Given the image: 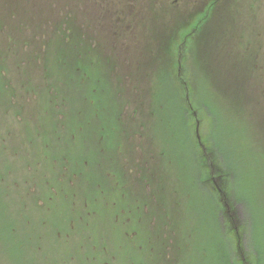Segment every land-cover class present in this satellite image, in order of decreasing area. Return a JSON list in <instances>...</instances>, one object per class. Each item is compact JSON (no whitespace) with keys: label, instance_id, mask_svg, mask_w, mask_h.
I'll return each mask as SVG.
<instances>
[{"label":"rangeland","instance_id":"obj_1","mask_svg":"<svg viewBox=\"0 0 264 264\" xmlns=\"http://www.w3.org/2000/svg\"><path fill=\"white\" fill-rule=\"evenodd\" d=\"M149 1L147 23L153 25L138 36L130 69L113 80L124 131L121 127L114 142L101 138L100 152L84 155L90 161L82 170L91 174V182L67 176L64 168L60 173L69 182H56L41 149L46 138L55 140L42 135L47 116L38 93L0 97V264H264V138L239 119L232 96L223 89L232 81L242 86L240 78L221 71L207 75L196 44L184 45L181 51L189 58L177 63L173 35L181 32L171 16L169 23L163 4ZM68 11L75 12V5ZM95 28L103 35L107 27ZM98 39L95 45L103 47L95 49V56L131 58L113 38ZM138 64L145 71L141 77L135 74ZM130 73L138 92L135 82L124 78ZM106 75L111 79L109 71ZM176 78L187 93L192 91L193 105L183 101ZM41 83L43 89L48 79ZM195 128L199 152L194 151ZM77 147L76 153L82 146ZM209 148L214 167L230 174L226 195L234 205L232 219L220 210L218 189L198 175L199 154ZM25 151L30 169H24ZM20 176L30 183L23 185ZM13 177L19 185L11 184ZM49 184L56 187L53 197Z\"/></svg>","mask_w":264,"mask_h":264},{"label":"trees","instance_id":"obj_2","mask_svg":"<svg viewBox=\"0 0 264 264\" xmlns=\"http://www.w3.org/2000/svg\"><path fill=\"white\" fill-rule=\"evenodd\" d=\"M72 5H75V12L68 11ZM77 6L81 8L80 12ZM75 13L81 15V22ZM148 13H151L149 0H0V97L4 96L3 93L22 97L24 93L33 90L38 93L39 99L42 98L38 103L41 112L47 116L43 122L42 135L52 134L55 143L48 142L46 138L41 149L46 151L48 167L51 173H56V182H69L63 179L61 168L68 169L67 176H82L91 182V174L82 168L90 161L93 150L96 148V152H100L101 138L102 141L108 140V143L109 140L114 142L121 127L124 131L120 111H116V86L113 80L124 70L130 69L136 52L133 46L140 44L138 36L146 32L143 31L145 26L153 25L151 21L147 23ZM156 25L162 26L161 23ZM102 26L107 27L103 35L95 28ZM180 32L183 33L182 30ZM95 36L97 39L113 38L117 46L131 58L111 56L108 60L95 56V49L101 45H95ZM139 53H143L142 47ZM136 67L138 70H135V74L143 76L145 71L141 70L142 66L138 64ZM106 71H109L111 79ZM134 77L130 73L124 78L130 84L134 81L137 86L133 88L138 92L140 86ZM46 79L48 83L41 89L39 84ZM125 80L120 81L124 83ZM176 81L181 83L180 78H176ZM34 82H39L38 86ZM181 84L184 90L181 95L183 101L186 99L193 105L192 91L189 90L186 95L185 85ZM19 111L16 110L17 113ZM58 139L63 140L64 144H57ZM31 142L34 145V140ZM77 146H82L78 153L75 151ZM194 151H200L198 144ZM85 154L90 157H84ZM198 161L202 168L198 175L208 180L217 177L221 180L224 202L220 203V210L225 218L232 219L234 211L231 206L234 205L226 195L230 174L226 171H205L206 158L203 160L201 153ZM215 161L214 152L209 148L208 166L214 167ZM235 251L236 255L241 252L240 245L236 246Z\"/></svg>","mask_w":264,"mask_h":264},{"label":"flooded vegetation","instance_id":"obj_3","mask_svg":"<svg viewBox=\"0 0 264 264\" xmlns=\"http://www.w3.org/2000/svg\"><path fill=\"white\" fill-rule=\"evenodd\" d=\"M155 3L163 4V9L168 10L169 23L171 16L174 29L183 31L180 38L173 36L177 50L196 44L207 75L221 71L240 78L242 86L232 81L223 89L232 96V106L239 110V119L264 138V0H157ZM248 12L250 15L244 18ZM188 58L189 54L182 52L176 60L182 62ZM21 157L26 159L24 169H30V152L25 151ZM12 171L9 168V174ZM20 178L23 185L30 183ZM11 184L16 186L20 182L13 177ZM47 187L49 197H53L56 187L50 184Z\"/></svg>","mask_w":264,"mask_h":264},{"label":"water","instance_id":"obj_4","mask_svg":"<svg viewBox=\"0 0 264 264\" xmlns=\"http://www.w3.org/2000/svg\"><path fill=\"white\" fill-rule=\"evenodd\" d=\"M196 131H198V130H196ZM196 134H197V137L199 138L198 133H196Z\"/></svg>","mask_w":264,"mask_h":264}]
</instances>
